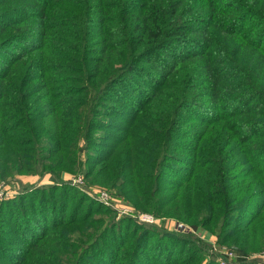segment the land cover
<instances>
[{
	"label": "trees",
	"instance_id": "trees-1",
	"mask_svg": "<svg viewBox=\"0 0 264 264\" xmlns=\"http://www.w3.org/2000/svg\"><path fill=\"white\" fill-rule=\"evenodd\" d=\"M127 121L98 151V123ZM178 137L189 173L165 196ZM25 174L54 182L0 203V244L15 249L0 245V264H220L208 244L172 257L144 228L113 237L115 214L92 217L67 174L115 200L128 183L136 209L208 229L232 264L264 252V0H0V180Z\"/></svg>",
	"mask_w": 264,
	"mask_h": 264
},
{
	"label": "rangeland",
	"instance_id": "rangeland-1",
	"mask_svg": "<svg viewBox=\"0 0 264 264\" xmlns=\"http://www.w3.org/2000/svg\"><path fill=\"white\" fill-rule=\"evenodd\" d=\"M100 119H110V123H108L110 126H114L119 122L116 118L109 117V116H103L99 115ZM188 114V112H184L183 115V125H186L185 128H187V125L191 127L192 130L196 129L199 125H196L197 122L193 120V118ZM107 121V120H105ZM188 122L190 124H188ZM125 123L127 122H121L120 126L122 127L121 132H117L114 129L107 128V125L102 124L101 122L98 123V126H96L95 129V138L97 142L96 148L99 149L98 151H103V150H108L111 151L115 148L116 144L120 142L122 139H124L129 131H127V126ZM126 127V128H125ZM121 137V138H119ZM121 140H119V139ZM178 141L181 143V150H179V154L181 155V159L178 162L169 160L167 166L163 167V181H162V186L164 187V195L169 196L173 195L175 191H178V188L176 187L180 182L187 180L188 177V168H187V163L190 159L189 157V152L187 150L188 145H190V139L189 138H182L178 137ZM192 144V143H191ZM122 146L117 148V160H124L125 157H121V150H128L130 149L131 146V140L128 139L124 143L121 144ZM122 150V151H124ZM129 151V150H128ZM84 157V154L83 156ZM147 163H149V160H147ZM117 165V164H116ZM153 173V169L151 170ZM21 176H27V177H33L34 175L30 174H25V175H18L15 177V179L12 180H0V185L6 190L8 194L5 196L0 197V203H5L9 200L15 199L19 194H21L23 191L30 190L31 189H40L41 187L48 186V185H43L42 182L45 180V176H36L37 178H34L35 180L32 181V183H29L28 179L27 180H21ZM82 176L84 178V184L83 185H76L75 186V191H69L66 192L68 197H75V200L78 202V198L82 197V200L79 202V204L82 205L83 209H86L89 207V210L91 209L92 211V217H95L99 220H103L104 222L110 221L111 216L107 214L106 210H111L115 215V222L119 221L118 224L116 225L117 230H112L111 234L113 237H116L119 233V235L122 237V231L126 230L129 231L132 230L134 226L139 227L137 229H146L148 231L143 232L142 234L143 237H147V240H150L149 242L156 243L157 239L160 240L162 247H166L170 252H172V257L176 254V251L178 247H183L185 250L189 243L193 244L194 246H198L201 248V253L202 255L205 256L209 249L208 245L205 243V235L208 234L210 231L208 229H203L199 228L196 232H194L193 229L189 228V226L183 224L182 222L170 220L168 221L167 218H160L156 219L153 224H147L139 220L138 215H149L145 212H141L138 209L134 207L135 204V195L134 193L130 190V186L128 183L125 184L124 189L121 191L122 193V198L123 200H114L113 204L111 206H108L107 209H105V205L100 202L99 198V193L100 192H106L111 195L108 189L105 188V186H102L98 183H95V181H91L92 178H87L85 179L84 175H78ZM90 177V176H89ZM72 178L70 174L66 175L65 178V183L69 184V179ZM154 176L149 179L148 182H153ZM43 180V181H42ZM71 183V180H70ZM70 185V184H69ZM80 194L82 196H80ZM187 198L184 200L182 203V206L187 210ZM110 207V208H109ZM123 209L129 210V213H124L120 214ZM108 210V211H109ZM119 216V217H117ZM254 218L253 217H245L240 219L239 221L247 222V221H252ZM185 226V228H184ZM189 228V229H188ZM135 229L134 233L136 232V237H138L142 232L140 230ZM163 232H167L168 235H177L178 237H181L178 239H169L168 236L163 235ZM128 235V234H127ZM6 237H12V234H6ZM140 236V237H142ZM173 236V235H172ZM176 236V237H177ZM182 241L178 242V241ZM2 245L7 252H5V255L8 257L11 256L12 252H14L15 249L12 250V246L6 245V244H0ZM214 253H218L216 251H209L208 256H212L215 258V263H220L222 261L228 262L229 264H232V262L228 261L225 257H222L220 255H215ZM230 257V256H229ZM164 255L162 256L161 261H163ZM207 259V258H205ZM231 259V258H230ZM208 260V259H207ZM172 260H170V263ZM204 263V262H203ZM245 264H264V252H261L259 254H254L250 255L249 257L246 258Z\"/></svg>",
	"mask_w": 264,
	"mask_h": 264
},
{
	"label": "built area",
	"instance_id": "built-area-1",
	"mask_svg": "<svg viewBox=\"0 0 264 264\" xmlns=\"http://www.w3.org/2000/svg\"><path fill=\"white\" fill-rule=\"evenodd\" d=\"M70 180H71V183H70ZM69 184L73 187H75L76 185H83L84 184V178L82 176H75V177H72L69 179ZM6 194H8L6 192V190L0 185V197L1 196H5ZM99 200L100 202H102L106 208H108V206H111L113 204V201L115 199L112 198V196L106 192H100L99 193ZM110 208V207H109ZM124 213H129V210L127 209H123L121 211L120 214H124ZM119 217V216H117ZM138 218L140 221L144 222V223H147V224H153L155 222V218H153L152 216H149V215H138ZM185 228V227H184ZM231 257V255H230ZM220 264H229L228 262H225V261H222L220 262Z\"/></svg>",
	"mask_w": 264,
	"mask_h": 264
},
{
	"label": "crops",
	"instance_id": "crops-1",
	"mask_svg": "<svg viewBox=\"0 0 264 264\" xmlns=\"http://www.w3.org/2000/svg\"><path fill=\"white\" fill-rule=\"evenodd\" d=\"M46 178L44 179L45 181L44 182H42V184L43 185H51L54 181H53V179H51L48 175L47 176H45ZM34 178H37L36 176H34ZM33 177H27V176H21V180H29L28 182L29 183H32V181L33 180H35ZM66 178V177H65ZM64 178V179H65ZM43 181V180H42ZM205 239H203V240H205V243L206 244H208L210 247H211V250L212 251H215V249H214V242H215V238H214V236L213 235H211L210 233H208V234H206L205 236ZM205 261H207V259H205ZM219 263V262H218Z\"/></svg>",
	"mask_w": 264,
	"mask_h": 264
}]
</instances>
